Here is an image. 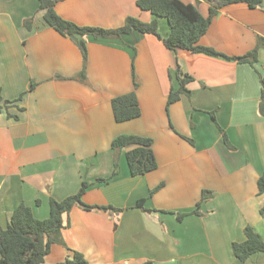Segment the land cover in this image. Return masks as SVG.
Listing matches in <instances>:
<instances>
[{"label": "crops", "instance_id": "1", "mask_svg": "<svg viewBox=\"0 0 264 264\" xmlns=\"http://www.w3.org/2000/svg\"><path fill=\"white\" fill-rule=\"evenodd\" d=\"M180 1L204 17L215 5ZM137 2L57 0L54 10L79 27L116 30L128 18H156ZM45 14L38 0H0V228L22 204L47 219L52 199L87 184L82 202L95 208L63 215L43 264L76 253L87 264H264V252L244 263L232 252L246 227L264 239V45L253 64L240 60L264 39V4L220 9L200 38L231 60L173 52L150 33L130 34L131 46L82 36L84 59L81 40L48 26ZM157 21L167 37V19ZM180 73L192 77L190 93L169 105ZM132 92L140 116L118 122L113 100ZM126 135L152 140L156 169L131 174L126 154L135 147H112Z\"/></svg>", "mask_w": 264, "mask_h": 264}, {"label": "trees", "instance_id": "2", "mask_svg": "<svg viewBox=\"0 0 264 264\" xmlns=\"http://www.w3.org/2000/svg\"><path fill=\"white\" fill-rule=\"evenodd\" d=\"M40 9L46 10L44 16L48 26L54 28L62 35L73 37L81 34L83 37L95 39H124L131 46L129 35L132 33L145 34L150 33L158 36L164 45L171 51L185 50L191 53H203L209 56H222L228 60L231 57L220 55L206 47L198 45L200 38L207 32L208 27L218 11L228 5L244 3L254 9L264 4V0H203L215 2L210 8L209 16L204 17L195 4H187L180 0H138V7L150 12L156 18L151 23H143L136 18H128L123 27L116 30H107L98 27H79L76 24L61 18L54 10L56 1L38 0ZM60 1V0H58ZM167 19L170 26V34L161 38L158 33L157 18ZM30 21L26 22V26ZM264 45V39L259 40V46L251 53L240 58L242 62L253 64L257 58L259 47ZM79 46L82 49L83 57L86 59V41L81 40ZM192 77L188 75H179L180 87L172 91L168 97V104L171 105L180 100L182 94H189L188 83ZM261 112L264 115V81L262 87ZM113 108L118 122H124L135 119L140 116V109L136 94L134 92L118 97L113 100ZM225 142L228 147H232L226 135ZM134 146L127 152L129 168L133 176L142 175L156 169L157 164L152 151V140L137 136H119L112 143L113 149L127 148ZM87 184H83L76 195H72L63 201L52 199L50 201V215L45 220L35 217L33 210L20 205L13 213L9 226L6 229L0 228V264H43L44 258L50 252L51 246L60 241L61 230L63 228V215L69 213L76 205L85 209H94L93 206H87L82 202V196L85 193ZM258 189L264 193V173L259 178ZM210 196V192H204L201 201H205ZM191 214H198L199 207ZM137 207L146 211L144 200L139 201ZM264 213V209L262 210ZM181 214L179 218H183ZM246 240L241 243L232 244V252L236 259L242 263L246 262L252 255L264 252V239L252 228H245ZM66 264H87L86 259L80 253H76L73 260H68Z\"/></svg>", "mask_w": 264, "mask_h": 264}, {"label": "water", "instance_id": "3", "mask_svg": "<svg viewBox=\"0 0 264 264\" xmlns=\"http://www.w3.org/2000/svg\"><path fill=\"white\" fill-rule=\"evenodd\" d=\"M73 40L78 41L82 39V35L81 34H76L72 37Z\"/></svg>", "mask_w": 264, "mask_h": 264}]
</instances>
